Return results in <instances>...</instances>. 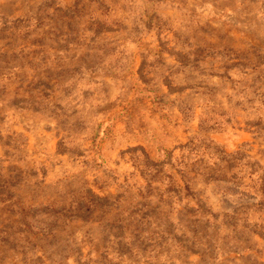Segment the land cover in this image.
<instances>
[{
  "label": "rangeland",
  "instance_id": "obj_1",
  "mask_svg": "<svg viewBox=\"0 0 264 264\" xmlns=\"http://www.w3.org/2000/svg\"><path fill=\"white\" fill-rule=\"evenodd\" d=\"M0 264H264V0H0Z\"/></svg>",
  "mask_w": 264,
  "mask_h": 264
}]
</instances>
